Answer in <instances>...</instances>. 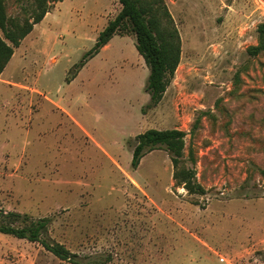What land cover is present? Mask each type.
<instances>
[{
	"label": "rangeland",
	"instance_id": "374dc122",
	"mask_svg": "<svg viewBox=\"0 0 264 264\" xmlns=\"http://www.w3.org/2000/svg\"><path fill=\"white\" fill-rule=\"evenodd\" d=\"M3 1L9 17H31V0ZM163 3L181 59L153 108L135 34L83 59L118 0L53 1L14 48L0 75V209L48 217L47 238L83 261L261 264L264 54L247 48L264 0ZM149 128L186 132L185 164L204 194L175 185L162 148L131 167L135 137ZM0 264L74 263L0 233Z\"/></svg>",
	"mask_w": 264,
	"mask_h": 264
},
{
	"label": "trees",
	"instance_id": "16d2710c",
	"mask_svg": "<svg viewBox=\"0 0 264 264\" xmlns=\"http://www.w3.org/2000/svg\"><path fill=\"white\" fill-rule=\"evenodd\" d=\"M53 1L62 0H31L27 7V11L31 10V17L19 19L9 17L4 1L0 0V75L12 58L14 48L50 12ZM118 1L121 4L120 11L100 31L94 46L83 59L98 54L116 34H135V47L149 69L145 90L150 99L146 107L153 108L162 101L180 64V34L163 0ZM257 36L258 42L247 48L249 55L264 54V22L258 24ZM185 136L186 132L179 128H149L137 134L131 167L137 169L146 153L162 148L167 151L172 162L175 185L185 188L189 193L204 194L205 190L196 180L193 169L185 164ZM49 224L48 217L33 218L27 213L0 209V233L39 242L57 257L74 264H106L110 260L96 256L83 261L62 243L47 238Z\"/></svg>",
	"mask_w": 264,
	"mask_h": 264
},
{
	"label": "crops",
	"instance_id": "0c3cea01",
	"mask_svg": "<svg viewBox=\"0 0 264 264\" xmlns=\"http://www.w3.org/2000/svg\"><path fill=\"white\" fill-rule=\"evenodd\" d=\"M257 260H258L261 264H264V258H262V259L259 258V259H257ZM258 261H257V262H258Z\"/></svg>",
	"mask_w": 264,
	"mask_h": 264
}]
</instances>
